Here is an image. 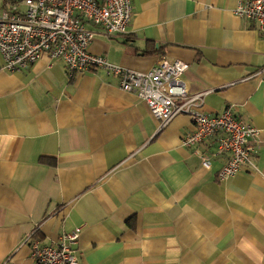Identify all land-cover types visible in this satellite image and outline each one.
<instances>
[{
  "label": "crops",
  "instance_id": "1",
  "mask_svg": "<svg viewBox=\"0 0 264 264\" xmlns=\"http://www.w3.org/2000/svg\"><path fill=\"white\" fill-rule=\"evenodd\" d=\"M239 2L131 0L125 34L87 24L91 52L138 71L183 60L204 111L257 128L255 168L223 181L218 134L181 144L188 114L160 128L101 67L68 76L44 55L10 72L0 53V264H32L33 238L58 242L78 226L79 264H264V40Z\"/></svg>",
  "mask_w": 264,
  "mask_h": 264
},
{
  "label": "built area",
  "instance_id": "2",
  "mask_svg": "<svg viewBox=\"0 0 264 264\" xmlns=\"http://www.w3.org/2000/svg\"><path fill=\"white\" fill-rule=\"evenodd\" d=\"M235 14L259 22L264 40V0H240ZM132 17L131 0H0V53L4 69L21 71L42 56L61 59L68 76L89 68L101 67L119 77L121 89L145 101L153 116L165 127L178 114H188L195 128L181 141L193 147L218 134L212 155H224L218 171L223 181L242 168H255L251 140L257 128L238 118L230 109L211 114L203 110V93L190 95L184 80L189 63L161 57L147 71H138L112 63L105 55L91 52L95 30L100 27L109 35L125 34ZM210 156L201 155L210 167ZM82 228L64 232L58 242L41 244L31 241L32 264H79L74 245ZM8 264H11L9 260Z\"/></svg>",
  "mask_w": 264,
  "mask_h": 264
},
{
  "label": "trees",
  "instance_id": "3",
  "mask_svg": "<svg viewBox=\"0 0 264 264\" xmlns=\"http://www.w3.org/2000/svg\"><path fill=\"white\" fill-rule=\"evenodd\" d=\"M115 35H123V34H115Z\"/></svg>",
  "mask_w": 264,
  "mask_h": 264
}]
</instances>
